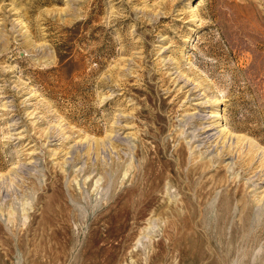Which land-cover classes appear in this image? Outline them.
<instances>
[{
    "label": "rangeland",
    "instance_id": "obj_1",
    "mask_svg": "<svg viewBox=\"0 0 264 264\" xmlns=\"http://www.w3.org/2000/svg\"><path fill=\"white\" fill-rule=\"evenodd\" d=\"M221 210L264 264V0H0V264H224Z\"/></svg>",
    "mask_w": 264,
    "mask_h": 264
},
{
    "label": "bare ground",
    "instance_id": "obj_2",
    "mask_svg": "<svg viewBox=\"0 0 264 264\" xmlns=\"http://www.w3.org/2000/svg\"><path fill=\"white\" fill-rule=\"evenodd\" d=\"M158 150V149H157ZM157 150H156V156L155 158H150L149 157V154L148 152L146 153V155L148 156L147 157V163H150L152 161H159L160 160V157L158 156V153H157ZM183 148L180 147L177 152H176V157L174 159H171V161H168L169 163L166 164L168 165V167H172L173 165H177L176 168H166L165 171H169L170 173H172V176L174 177L173 179L176 180L175 184L180 186V180H178V176H180V172L178 170V166L181 165V156L183 155ZM152 160V161H151ZM159 167L157 169V172L156 173H152V172H144L145 175H149V177H147L145 180H144V185L142 188H146L148 186H153L152 184H155L154 182L151 181L152 179V176H157L156 174H161L164 171V164H161V163H158ZM165 165V166H166ZM164 166V167H165ZM152 167V166H151ZM147 168V167H145ZM144 168V169H145ZM143 169V168H142ZM143 169V170H144ZM142 173V174H144ZM200 175V176H204L202 175L203 172L202 170H200V167H197V166H193V167H190L185 175L188 179H194V175ZM163 175V174H162ZM141 176V175H140ZM146 177V176H145ZM161 177V176H160ZM144 178V176H143ZM201 179V178H200ZM141 180V179H140ZM158 180V178H157ZM205 180V181H203ZM195 181V180H194ZM193 181V182H194ZM198 181V180H197ZM199 184L197 187H195V189H191V192L192 194L191 195H186L183 197V205H184V209L185 211H188L189 214L191 215V217H193V214H194V211H193V207H194V204L195 202H197L200 197H202L203 195H210L214 189L217 188V185L216 184H213L212 186H208L206 185L207 183V179H201L200 181H198ZM186 183V182H185ZM190 183V182H189ZM141 184V183H140ZM188 184V183H187ZM193 183H191L190 185L192 186ZM196 185V184H195ZM181 189H183L182 185L180 186ZM190 190V188H187ZM222 189V188H221ZM233 190V189H232ZM225 191H228V192H232L231 190H225ZM233 194V193H232ZM237 194V193H236ZM197 200V201H196ZM201 201V200H200ZM245 202V201H244ZM199 205V204H198ZM173 212V210H172ZM174 213V212H173ZM229 213V212H228ZM180 216V215H179ZM185 224V223H184ZM177 225V224H176ZM244 225V224H243ZM242 225V226H243ZM200 226V223L199 221H195L192 225V228L194 229V231L196 232L198 230ZM212 226L214 227V231L213 233H209V232H206L205 230L201 233H200L205 237V240L207 242V245H208V250H210V252L212 254H214L215 252L217 254H214V257H216L219 261L223 262L224 264H228L230 262V251L231 250V246L229 245H233V241L235 239V234L233 233L232 230H225V227H228V228H232L233 227V223L231 221V216L229 214L226 213L225 210H221L220 212H218L215 216V219L213 220V224ZM211 226V227H212ZM173 227V226H172ZM184 227V226H183ZM199 232V231H198ZM197 232V233H198ZM168 233V232H167ZM200 234V235H201ZM177 235H178V239L179 241L181 240L182 238V235L183 233L180 232L179 228L177 230ZM168 239H170L171 235H168ZM184 236V235H183ZM195 236V235H194ZM236 241V240H235ZM214 242L216 243V247L214 246ZM167 248H168V244L166 245ZM221 251V253L219 252ZM202 255V254H201ZM198 259V257H197Z\"/></svg>",
    "mask_w": 264,
    "mask_h": 264
}]
</instances>
